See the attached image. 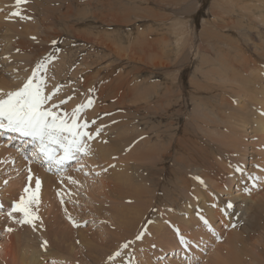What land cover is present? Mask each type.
Here are the masks:
<instances>
[{
    "label": "rangeland",
    "instance_id": "1",
    "mask_svg": "<svg viewBox=\"0 0 264 264\" xmlns=\"http://www.w3.org/2000/svg\"><path fill=\"white\" fill-rule=\"evenodd\" d=\"M218 3H223L221 5L226 10L225 13H219ZM44 6L50 10L49 13L45 8L40 12ZM68 7L70 15L67 16ZM262 7L264 3L259 0H65L64 3L63 0H27V3L22 4H17L16 0H0V15H4L0 20V79L6 81L2 84L4 88H0V95L22 88L36 71L37 64L43 63L45 68L36 71L37 79L44 78L45 94L55 93L45 107L51 108L60 116L67 113L71 117L74 109L87 104L91 99L93 104L82 109L79 114L80 122L94 120L93 125L89 123L90 128L86 131L92 133L95 140H102V143L117 141L122 148L118 156L105 162L101 158L99 160V155L97 158L95 151L89 148L87 154H78L77 160L71 161L63 171L57 172L54 169L55 172L51 173L46 165L18 150L22 141L16 143L15 138L11 141L0 136V151L5 149L9 156L5 157L9 162L0 163V264L6 261L4 250L10 248L12 238L19 235L23 240L40 246L41 258L45 260V264H64L63 261L68 257L60 261L61 258H54V252L65 250L66 253L67 247H75L73 258L68 260L73 264H98L85 255L83 244L76 242L78 235L75 232L84 230L87 237L98 244L114 245V241L117 242L119 238L114 236L112 228L117 226H112L114 221L108 212L113 208L114 202V209H123L129 204L123 200V204L118 205L121 200L117 196L130 195V190L126 189L127 184L130 181L132 184L137 175L136 179L140 185L143 184L141 189H150V199L153 197V204L150 203L146 217L137 227L140 228L139 236L142 238L136 240V245L130 235L127 247L123 243L117 245V251L114 250L115 253L109 256L112 259L109 261L108 257L102 264H171L168 258L172 253L168 252L175 248L172 255L178 256L182 247L181 238L184 240L190 233L186 228L174 233L177 226L171 217L182 216L186 207L189 212L197 211L202 201L195 194V185L209 186L211 181L225 187L223 193L216 194L221 204H226L227 207L231 205L229 210L232 224L235 225L232 228L240 229L246 248L252 253L247 254L244 263L264 264V258L260 256L264 251V207H254L255 200L248 204L245 202L242 206L240 200L235 201L234 197L228 195L229 191L234 193L233 196L237 195L235 191L238 184L249 179L251 168L254 167L249 162L252 158V154L248 155L251 149L248 146V156L239 159L232 147L228 144L225 147L226 141L218 139L220 135H224L220 132L231 133L243 125L244 115L241 112L244 108L241 109V106H248L251 114L259 107L242 91L244 86L235 77L230 81L231 78L225 73L226 69L229 70L226 68L229 64L227 61L222 62L223 57L220 55L222 53L225 58L234 59L240 67L244 65L246 57L253 59L254 63L262 62L259 78L264 80ZM14 12H20L21 16L12 15ZM112 16L121 21L113 22ZM218 22L220 27H215ZM8 23L19 27L15 28L16 31L10 30L6 25ZM103 39L112 45L111 48L101 43ZM7 56L10 57L8 62L13 64L12 69L7 67ZM125 73H128L126 81L129 89H137V94H132L121 105L116 102L119 96L114 99L109 98V95L102 97V88L107 90L115 82L116 76ZM94 74H98L97 80L94 79ZM106 76L111 77L103 80ZM87 79H90L89 84L84 86ZM52 105L58 107L52 108ZM90 112L101 113L95 118L89 116ZM125 127H131L129 131L133 138L138 133H148L152 145L159 150L154 155L156 158L151 156L153 160L148 159L147 152L142 148V140L146 135L132 139L131 142L123 141L122 132ZM246 127H249L247 132L252 129L251 125ZM97 129H101L98 136L95 134ZM9 133L7 132L8 137ZM247 134H242L243 140L247 143L254 142L255 136ZM88 141V145L92 144L93 139ZM134 147L138 149L135 148V161L132 158L129 160L128 155ZM30 151L29 148V153ZM195 152H199V155ZM216 161L218 162L215 163ZM117 163L123 165L128 177L120 180V184L116 182L122 185L118 190L104 187L105 183H115L111 169ZM218 163L228 165L230 169L237 166L232 168L231 173L225 174L219 171ZM108 164L110 165L107 166ZM216 167L218 171H214ZM29 168H37L38 174L46 170L51 181L50 186L41 187L36 213L39 219L35 221V228L31 224L17 223L23 218L19 212H14L12 217L8 215L13 207L11 200H20L21 196L27 195L24 189L29 186ZM227 173H230V177ZM232 178L234 182H230ZM188 186L191 188L188 189ZM34 187L35 181H31V188ZM253 195L247 198L251 199ZM238 206L242 210L239 211ZM156 216L161 217L167 227L169 225L175 243L173 248L165 243L166 231L161 236H158L159 233L147 234L146 228ZM237 217L242 222L237 224ZM135 219L133 224L136 226ZM216 223L219 224L215 221ZM227 225L221 230V235L218 229L207 230L208 234L211 232L209 236H204L207 245L200 244L203 237L195 240L200 248H193L196 260L192 263L188 261L189 256L182 255L181 251L182 257L173 264H215L226 256L229 247L227 237L231 229ZM243 226H247L245 230ZM8 228L12 231H7ZM63 232L65 239L62 242L55 241V237L61 238ZM41 235L44 238L42 241L38 239L42 238ZM44 241H47L46 246ZM74 242L76 246L73 245ZM255 244L259 251L254 249ZM62 245L65 248L62 249ZM28 256L31 257L32 254L28 253ZM65 262L69 264L67 260Z\"/></svg>",
    "mask_w": 264,
    "mask_h": 264
},
{
    "label": "bare ground",
    "instance_id": "2",
    "mask_svg": "<svg viewBox=\"0 0 264 264\" xmlns=\"http://www.w3.org/2000/svg\"><path fill=\"white\" fill-rule=\"evenodd\" d=\"M65 0H63V3H64ZM108 2L110 0H107ZM157 1V0H155ZM260 3H264V0H259ZM111 3V2H110ZM109 4V3H108ZM112 4V3H111ZM223 3H218V6L219 7V13H225L224 11H226L225 9H223V6L221 5ZM103 5V4H102ZM40 6V5H39ZM108 6V5H106ZM104 7H105V4H104ZM261 7V6H260ZM45 8L42 7L41 8V13H42V9ZM69 10L67 13V16L70 15V7H68ZM264 7H262L263 9ZM45 11H47L48 13L50 12L49 9L45 8L44 9ZM52 10H54L52 8ZM119 13V12H118ZM65 15V13H63ZM72 14V13H71ZM150 14V13H149ZM49 15V14H47ZM115 15V14H114ZM4 15H0V20H2L4 17ZM72 17V16H71ZM127 18V17H126ZM67 19V18H66ZM112 21L113 22H117V21H121L120 19L116 18L115 16L113 17L112 16ZM67 21V20H66ZM105 21V20H104ZM217 22V21H216ZM227 22V21H226ZM116 24V23H115ZM8 25V28L10 30H13V31H16V27L17 25H14V23H8L6 24ZM126 25V24H125ZM214 25V24H213ZM221 25L219 22L216 23L214 26H219ZM226 26V25H225ZM19 27V26H18ZM17 27V28H18ZM220 27V26H219ZM175 28L178 29L177 26H175ZM227 28H229L227 26ZM9 30V31H10ZM21 30V28H20ZM18 30V31H20ZM192 31V30H191ZM22 32V30H21ZM91 39V38H90ZM89 39V40H90ZM102 39V38H101ZM263 40V39H262ZM92 41V39H91ZM96 42V41H95ZM260 42V41H259ZM101 43L109 48H111V44L109 42L106 43V40L103 39L101 40ZM262 43V42H261ZM110 44V45H109ZM263 44V43H262ZM108 48V49H109ZM263 48V47H261ZM145 50V49H144ZM229 51V50H227ZM136 57V56H135ZM220 57H223V60L222 62H225L229 64V66H224L226 68H229L226 69L225 73L228 74V76L231 78V80H233V78L235 77L240 83L242 86H244V88L242 89V91H245L247 94H248V98L252 101L253 104H256V105H259V107H257L256 109V112H254L253 114H251L252 112L250 111V109H248V106L244 107V106H241L240 108H244L243 111L241 112L242 114L241 115H244L243 116V125L240 127V129H236L235 131H232L231 129V133L230 132H225L227 135H225V133L223 132H220V134H224V135H220V137L218 139H221L222 141H226L225 142V147L227 146V144L229 145V147H232L233 150H235L234 152L238 153V157L239 159L240 158H245L247 157L248 155H251L252 154V158H251V161L250 164L254 165V167L251 168V175L249 176V179L247 181H239L241 182L240 184H238V187H237V195H234L233 196V192H230L229 191V196L231 197H234V200L235 201H238L240 200L243 204L242 206L245 205V202L248 204L249 202H253L255 200V203H254V207H259V209H263L264 207V80H261L259 77V75L261 74V71H260V67H262L261 63L262 62H252L253 59L251 60L249 57H246L244 59V65L240 67L239 63H237L236 61L231 60V59H227L224 57V54L221 53ZM252 58V57H251ZM141 60H143L142 58H140ZM8 60H10V57L7 56V62ZM227 61V62H226ZM251 62V63H250ZM250 63V64H249ZM252 63H253V66H252ZM13 64L11 62H8L7 63V67L8 69H12L13 67ZM255 68V69H254ZM123 73V72H121ZM224 73V72H222ZM57 74V73H56ZM116 74V73H114ZM219 74V72H218ZM97 75L98 74H94V79H98L97 78ZM117 75V74H116ZM91 76V75H90ZM114 76V75H113ZM128 76V73H125L124 75L123 74H119L118 76H116V80L115 82H113V84H110L108 86V89L105 90L104 88H102V90L100 91V94L101 96L103 97V95H106L108 96L109 95V98L111 99H114L115 96H119V98H117V104L121 105V104H124V102H126V100H128L130 98V96L132 94H137V89H129V84L128 82L126 81V78ZM15 77V76H14ZM111 76H106V77H103L102 79L103 80H107L108 78H110ZM93 78V77H91ZM227 78V77H226ZM89 80L90 79H87V81L85 82V85L84 86H87L89 84ZM100 81V80H99ZM98 81V82H99ZM6 81H2L0 79V88L3 89L4 87L2 86V84H5ZM88 83V84H87ZM75 84V83H74ZM135 84V83H134ZM246 84L248 86H246ZM96 85V84H95ZM60 88V87H59ZM95 89V88H94ZM93 89V90H94ZM100 89V88H99ZM96 91V90H95ZM109 91L111 94H109ZM105 92V93H104ZM74 93V92H73ZM94 93V91H93ZM97 94V93H96ZM95 94V95H96ZM76 95V94H75ZM94 95V94H93ZM114 95V96H113ZM99 95V97H101ZM105 97V96H104ZM96 98V97H95ZM55 100V99H54ZM50 102V101H49ZM108 102V101H107ZM113 101H110V103H112ZM102 103V102H101ZM100 103V104H101ZM104 106V104H101ZM100 106V105H99ZM98 106V107H99ZM108 106V105H106ZM96 107V106H95ZM87 108V107H86ZM97 108V107H96ZM111 108V107H110ZM99 109H101L99 107ZM105 109V107H104ZM94 110V109H93ZM112 110V108H111ZM104 111V110H103ZM102 112V111H101ZM101 112L99 113H95V112H90L89 113V116L91 117H95L96 115L100 114ZM108 112V110H107ZM251 112V113H250ZM108 114V113H107ZM104 115V114H103ZM103 117V116H102ZM97 118V117H95ZM94 118V119H95ZM101 118V117H100ZM92 119V118H91ZM104 120V119H103ZM93 121L92 120L91 122V125H93ZM230 122V120H229ZM246 122V124H245ZM100 124V123H99ZM246 125H251L252 129L250 131L247 132V130L249 129V127L247 128ZM126 126V125H125ZM129 126V124L127 125ZM90 128V127H89ZM88 128V129H89ZM134 128V127H133ZM221 128V127H220ZM131 129V127H125V131H123V141H126V142H131L132 139H137L139 136H143V135H146V138L143 139V143H144V148L145 149V152H147V158L150 159L151 161L153 160L151 158L152 157H155L154 155L157 154V152L159 151L158 148L155 146V145H152L151 141L149 139V135L148 133H138V135L133 138L131 134V131H129ZM0 131H4V134H7V131L6 130H0ZM216 131V129H215ZM220 131V130H219ZM222 131V130H221ZM228 131V130H227ZM213 133H216L213 131ZM230 133V134H228ZM243 133L247 134V133H251L253 134L252 137L255 136V140L254 142H250V143H247L246 141H244L243 139ZM218 134V133H217ZM255 134V135H254ZM248 135V134H247ZM9 136L13 137V138H19L18 140H21L22 139L19 137V135L17 133H9ZM215 136V135H214ZM246 137V136H245ZM159 138H160V135H159ZM217 138V137H216ZM96 138H93V142L92 144H89V148L92 150V151H95L96 153V156L98 158V155H99V160L101 158V160L103 162L107 161L108 159H112V157H115V156H118L121 152H122V148L119 146V143L116 141V142H108L105 143L104 142V139H103V142L102 143L100 140H95ZM88 141V140H87ZM86 141V142H87ZM91 141V140H90ZM106 141V140H105ZM11 142V141H10ZM89 142V141H88ZM87 142V143H88ZM172 146V145H171ZM248 146L250 147V151H249V154L247 155V151H248ZM137 147V146H136ZM134 147L132 149V151L128 154L130 159L129 160H132L134 159L137 160V158L135 157L134 155V152L136 151ZM223 148V147H222ZM137 149V148H136ZM138 150V149H137ZM224 150V148H223ZM226 150V149H225ZM225 152V151H224ZM132 153V154H131ZM191 153V151L189 152ZM196 154H198L197 152H195ZM231 153V151H230ZM8 152L5 151V149H3L2 151H0V163L3 161V163H6L7 161L9 162V160H7V158L5 159ZM131 154V155H130ZM177 154V153H176ZM22 155V153H21ZM190 155V154H189ZM199 155V154H198ZM19 156V154H18ZM185 156V155H184ZM195 156V155H194ZM229 156V155H228ZM9 157V156H8ZM180 157V156H179ZM210 157V156H209ZM207 157V158H209ZM226 157V156H224ZM132 158V159H131ZM156 158V157H155ZM181 158V157H180ZM189 158V157H188ZM127 159V158H125ZM237 159V158H236ZM147 160V159H146ZM157 160V159H156ZM233 160V159H231ZM145 160H143L144 162ZM200 161V160H199ZM204 161V159L202 160ZM207 161V160H206ZM229 161V160H228ZM139 162V161H138ZM182 162V161H180ZM188 162V160H187ZM191 162V161H190ZM218 161H216L215 163H217ZM234 162V161H233ZM235 162L238 163V161L235 160ZM240 162V161H239ZM214 163V165H216ZM22 164V163H20ZM80 164V163H79ZM131 164V163H130ZM134 164V163H133ZM154 164V163H153ZM202 164L204 165V163L202 162ZM212 163L210 162V165ZM243 164V162L241 163ZM110 164H108L107 166H109ZM129 165V164H128ZM209 165V166H210ZM213 165V164H212ZM211 165V166H212ZM33 166V165H32ZM77 166V165H76ZM140 166V165H139ZM198 166V165H197ZM202 166V165H201ZM217 166V165H216ZM228 165H223V164H219L218 163V167L219 168V171H223L225 172H230L232 171V168H234L235 166L237 165H234V167H232L231 169L227 167ZM241 166V165H239ZM36 167V166H35ZM142 167V166H141ZM154 167V166H153ZM203 167V166H202ZM214 167V166H213ZM218 167H216L215 170L218 171ZM131 168V167H130ZM135 168V167H134ZM179 168H182V167H179ZM207 166L204 167V169L206 170ZM209 168V167H208ZM31 169V168H30ZM37 169V168H36ZM36 169H31V174L32 176L34 177L32 181H35V178H38L40 175V179H41V182H42V185L43 186H50V183L51 181H49V177L50 175H48L47 173H45V171H41V174H38L39 172L36 170ZM40 169V168H39ZM183 169V168H182ZM235 169V168H234ZM238 169V168H236ZM41 170V169H40ZM138 170V169H137ZM181 170V169H180ZM111 171L113 172V177H114V180L115 183L113 185H111V183H105L103 184L104 187H107V188H111L113 187L114 189H119L121 186L119 185V181L120 180H123L124 178L128 177V174L126 173V170L125 168L123 167V165L121 163H117L116 165L113 164V168L111 169ZM149 171V169L147 170V172ZM201 171V170H200ZM210 171V170H208ZM212 171V170H211ZM210 171V172H211ZM220 171V172H221ZM38 172V173H36ZM184 172V171H183ZM187 172V171H185ZM182 173V171H181ZM206 173V172H205ZM217 173V172H216ZM229 173V174H230ZM146 174V172H145ZM193 174V173H192ZM208 174V173H207ZM211 174V173H210ZM228 174V173H227ZM228 174V175H229ZM234 174V173H232ZM236 174V173H235ZM135 175V174H134ZM177 175V174H176ZM38 176V177H37ZM132 176V175H131ZM139 176V175H137ZM135 176L133 178V182L131 184V181L128 182L129 185L127 184V187L126 189L130 190L128 196H125V197H122L121 195H118L117 197L121 200L120 202H118L119 200H117V204H123L121 202H124L123 200L128 201L129 204H126V206L123 207V209H114L115 206V202L114 204L112 205L113 208H111V211L108 212L109 213V216L113 219L114 221V224L112 226H117L115 228H112L114 232V236L118 239L117 242L114 241V245H109V243H106L104 246L98 244L96 241H93L92 238H89L87 237L86 233L87 232H84V230H78L77 232H75V234L78 235L77 239H76V242L78 241V243H82L83 246H84V252H85V255L86 256H89L91 259L95 260L96 262H98V264H102L103 261H105L109 256H111L112 254H114V250L117 251V245H128L130 241H127V240H130V235L133 236V241L134 243L137 245L138 243L136 242V240H139L137 239V237L139 236V231H140V228H137L139 223H141L143 221V219L146 217V211L149 209V205L150 203L153 204L151 202V198L150 199V195H149V192H150V189H147L146 190L144 188L141 189V186L143 185H140L141 183L139 182L138 179H136ZM144 176V175H142ZM161 176V174H160ZM184 176V175H183ZM236 176H239V175H235ZM252 176H256V177H260L259 180L255 181V183L253 182V180L250 178ZM145 177V176H144ZM155 177V175H154ZM185 177V176H184ZM230 177V175H229ZM235 177H233L235 179ZM55 178V177H54ZM158 178V177H157ZM230 179L228 181L230 182H234V179ZM104 179V178H103ZM141 180V178H139ZM188 179L187 178V182H188ZM202 179V178H201ZM210 179V178H209ZM213 179V178H212ZM211 179V180H212ZM215 179V178H214ZM213 179V180H214ZM223 179V178H222ZM229 179V178H228ZM130 180V179H129ZM132 180V178H131ZM184 180V179H183ZM217 180V179H216ZM109 181V180H108ZM147 181V180H146ZM153 181V180H152ZM181 181V179H180ZM218 181V180H217ZM106 182V181H105ZM118 182V183H116ZM127 182V181H126ZM195 182V180H194ZM214 182V181H213ZM123 183L125 184V181H123ZM144 183V181L142 182ZM149 183V182H148ZM193 183V182H192ZM208 183V182H207ZM238 183V182H237ZM122 184V182H121ZM169 184V183H168ZM209 184V183H208ZM210 184H212L210 186ZM209 184V186H200V185H195L197 186V190H196V193L198 195V197L200 198V200L202 201V205L198 207V210L195 211H191L189 212L188 211V207H186L185 209V214H183L182 216H179V217H171V219L176 223H174L177 227L175 228L176 231H174V233H178L177 231L181 232L180 230L183 229V228H186L189 230V234L184 237V243H181L182 244V247H181V251L183 252L182 255L184 256H189V263H192L194 260H196V254L194 253L195 250L194 249H198L200 248V244L201 245H204L206 242H205V239H204V236H209V233L206 232L207 230H214L215 229H218V231H220V235H221V230H223V227L226 226L228 224V222H231L229 225H227L231 231H230V234H229V237H227L229 239V247L227 248V252H226V256H223L222 258H220L219 260H217L215 262V264H245V260L247 259L246 256L247 254L250 255L252 254L251 252L249 253V251L247 250L248 248H246V242L244 241L242 235L243 233L240 231V229L238 228H232L233 225L232 224V214L229 210V207L226 206V204H221V200L218 198V195H220V193H223L224 192V186L221 185H216V184H213L212 181L211 183ZM149 185V184H148ZM156 185V184H155ZM159 185V184H158ZM184 185V184H183ZM190 185H191V182H190ZM215 185V186H214ZM53 186V185H52ZM56 186V185H55ZM124 186V185H123ZM146 186V184H145ZM193 186V185H192ZM246 186V188H244ZM154 187V186H153ZM149 188V186H148ZM191 188L190 186H188V189ZM46 189V188H45ZM125 189V188H124ZM154 189V188H153ZM152 189V190H153ZM158 189V188H157ZM194 189V188H193ZM247 189H251V192H249ZM155 190V189H154ZM175 190V189H174ZM194 190V191H195ZM190 192V190H188ZM192 191V189H191ZM11 192V191H10ZM13 192V191H12ZM152 192V191H151ZM226 192V191H225ZM240 192V193H239ZM217 193V194H216ZM46 194V192L44 193ZM152 194V193H151ZM182 194V193H181ZM254 194V195H253ZM106 195V194H105ZM188 195V194H187ZM222 195V194H221ZM249 195H253L251 199H248L247 197ZM186 196V195H185ZM231 197V198H232ZM254 197V198H253ZM256 197V198H255ZM187 198H190L187 197ZM230 198V199H231ZM228 201L229 199L226 198ZM153 200V199H152ZM156 200V199H155ZM169 200V199H168ZM19 200H11V205H14V203L18 202ZM169 201H172V200H169ZM184 202V201H183ZM231 202V201H230ZM169 203V202H168ZM167 203V204H168ZM253 204V203H252ZM110 205V207H111ZM130 205V206H128ZM170 205H172L170 203ZM233 205V203H232ZM148 206V207H147ZM151 206V205H150ZM241 206V205H240ZM238 206L237 208L240 210L241 207ZM109 207V206H108ZM249 209V208H248ZM253 209V207L251 208ZM250 209V210H251ZM255 209V208H254ZM258 209V208H257ZM239 213V212H237ZM241 213V212H240ZM234 215V214H233ZM239 215V214H238ZM184 216V217H183ZM252 216V215H251ZM240 217V216H239ZM242 215H241V219H242ZM248 217V216H247ZM246 217V218H247ZM136 218V219H135ZM218 218H220L221 220H219ZM253 218V217H252ZM111 219V220H112ZM135 219V222L137 223V225L135 226L133 224L134 220ZM248 219V218H247ZM137 220V221H136ZM237 220V224L240 223V221L242 222V220H240L238 217L236 218ZM205 221H207V223H205ZM215 221L219 222V224H215ZM164 220L162 221L161 217H154L153 218V221L150 222V225L148 226L147 229V234H150L151 232L153 234H158V236H161L165 231V238L164 240L166 241V245L169 244V247H174L175 246V243H174V239L172 237V232L170 231V227L168 225L163 223ZM246 224H247V221H246ZM111 225V224H110ZM233 225V226H232ZM251 224H249L250 226ZM254 226V225H253ZM252 226V227H253ZM245 227L247 226H243L244 230H245ZM251 227V226H250ZM173 228V229H174ZM228 229V230H230ZM250 229V228H249ZM248 230V229H247ZM33 231V230H32ZM43 233V232H42ZM122 233V235H121ZM41 234V233H40ZM39 234V235H40ZM44 234V233H43ZM30 235V234H29ZM45 235V234H44ZM43 235V236H44ZM20 236V235H19ZM17 237V238H12V241L9 243V246L10 248H6V250H4V256L6 258V261L4 262V264H45V260L43 258H41V249H40V246L36 245V243H31L29 242L28 240H23L21 237ZM34 236V235H33ZM42 237V235H41ZM136 237V238H135ZM201 237H203V241H201ZM248 237V236H247ZM135 238V239H134ZM40 239V241H42L44 238H38ZM65 239V234L63 232V234L61 235V238L59 237H55V241L57 242H62L63 240ZM198 239L200 240V244L198 242H196L195 240ZM56 242V244H57ZM116 242V243H115ZM262 242V241H261ZM260 242V243H261ZM162 243V242H161ZM60 244V243H59ZM76 243L74 242L73 245H75ZM163 244V243H162ZM132 245V243L130 244ZM129 245V246H130ZM207 245V244H205ZM128 246V248H129ZM43 247V246H42ZM58 247V246H57ZM119 247V246H118ZM254 249H259L257 247V245H253ZM65 248L63 245H62V249ZM67 249V252L65 253L64 251H59L58 252H54V254L56 253V257L54 258H61L60 261H62V259L64 257H68L66 258L67 260V263L69 262V264H73V262H70L68 260H71V258H73V251L75 250V247H72V248H65ZM101 249V250H100ZM130 249V248H129ZM180 249V248H179ZM264 249V247L262 248ZM54 250V249H53ZM61 250V249H60ZM193 250V253L191 252ZM168 251V250H166ZM175 251V248L171 249L168 253H172ZM180 251V250H179ZM181 251L180 253L178 254V256H176L175 254L172 255L171 254V257L168 258L169 260H171V264L173 263H177L178 261L177 260H180V258L182 257L181 256ZM259 251V250H258ZM44 252V251H43ZM60 252V253H59ZM129 252V251H128ZM28 253H31L32 256H28ZM59 253V254H58ZM67 253H68V256H67ZM118 253V252H117ZM167 253V254H168ZM195 254V255H194ZM126 255V254H125ZM254 254L251 256V258H253ZM260 256L264 258V251L262 253H260ZM51 257V256H50ZM115 257V255L113 256ZM127 257V256H126ZM41 258V259H40ZM70 258V259H69ZM65 259V258H64ZM63 259V260H64ZM112 258H108L107 260H111ZM187 259V258H186ZM66 260H64V264H66ZM254 261H256V259H254ZM100 262V263H99ZM162 264V263H161ZM182 264V263H181Z\"/></svg>",
    "mask_w": 264,
    "mask_h": 264
},
{
    "label": "snow or ice",
    "instance_id": "3",
    "mask_svg": "<svg viewBox=\"0 0 264 264\" xmlns=\"http://www.w3.org/2000/svg\"><path fill=\"white\" fill-rule=\"evenodd\" d=\"M16 3H27V0H16ZM12 15L19 17L21 13L14 12ZM44 68L45 65L39 63L36 66V71ZM36 71L33 72L32 77L24 83L22 88L0 95V130L17 133L22 139V143L18 147L19 151L28 153L31 159L46 165L48 171L51 172L55 169L60 172L64 170L68 161L77 160L78 154H87L89 151L86 140H92L94 137L92 133L86 131L89 122L85 120L81 123L79 114L82 109L91 106L93 101L89 99L87 104L79 105L73 110L71 117L67 113L63 116L58 115L51 108L45 107L55 93L45 94V80L43 77L37 79ZM64 102L61 101V103ZM55 107L58 106L52 105V108ZM100 131L101 129H97L95 134L98 136ZM3 135L4 131H0V136ZM12 139L13 137H8V140ZM29 148L31 149L30 153ZM238 170L240 169L238 168ZM28 171L29 186L24 189L27 195L21 196L20 200L8 212V215L12 217L14 212H19L23 218L16 222L31 224L35 228L37 226L35 221L39 219L36 213L40 203L42 182L36 178L35 187L32 189L33 176L30 168ZM250 178L254 183L260 179L256 176ZM247 190L251 192V189ZM61 202L63 203V200ZM6 230L12 231L11 228ZM141 238L140 236L137 237V239ZM181 242H185L183 238H181ZM44 245H47V241H44Z\"/></svg>",
    "mask_w": 264,
    "mask_h": 264
}]
</instances>
